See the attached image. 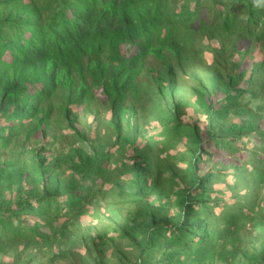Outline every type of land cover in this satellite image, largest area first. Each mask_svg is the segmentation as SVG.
I'll use <instances>...</instances> for the list:
<instances>
[{
	"label": "trees",
	"instance_id": "obj_1",
	"mask_svg": "<svg viewBox=\"0 0 264 264\" xmlns=\"http://www.w3.org/2000/svg\"><path fill=\"white\" fill-rule=\"evenodd\" d=\"M4 150L0 258L63 239L48 264L72 242L93 264H215L264 204V0H0Z\"/></svg>",
	"mask_w": 264,
	"mask_h": 264
},
{
	"label": "rangeland",
	"instance_id": "obj_2",
	"mask_svg": "<svg viewBox=\"0 0 264 264\" xmlns=\"http://www.w3.org/2000/svg\"><path fill=\"white\" fill-rule=\"evenodd\" d=\"M198 38H196L197 40ZM205 44L208 43V39L205 38H200L197 40V44L195 45H200V44ZM210 53H205V57H209ZM169 58H171V56H169ZM252 61H256V59H252L247 57L245 60V64L247 65V67L249 68V66L251 65ZM151 66L153 67V71H158L161 66H163V62L157 61L154 58H149L148 61ZM180 75V74H179ZM182 77V76H181ZM146 79L148 80L147 82H150L151 84L155 82V76L154 73L150 74V73H146ZM153 86V84H152ZM156 95L154 92L151 93V91H149L143 98V100L139 103V108L142 110V117L140 118L141 122L143 119V115L147 114L148 111V107H149V100L155 99ZM53 101L55 104L60 103L61 98L59 95H56L53 97ZM57 116L56 112H53L52 114V123L54 124L55 127H63V122L61 123V125L57 122V120H54V117ZM153 122H155V120H150L147 122H142V125L145 129L147 127H149L151 124H153ZM202 123V121H201ZM68 139V138H67ZM62 141V140H60ZM64 143V142H62ZM184 141L181 139L177 146H175L172 150L171 153L173 155H179L180 153L183 152L184 149H182L181 151H176V148L179 147V145H183ZM32 145V141H25L24 142V148H29ZM158 146V145H157ZM154 153L159 152L158 148L155 147L153 150ZM24 155L22 158V162L24 164H28V158L31 156V153L27 151H24ZM160 154L161 153L160 151ZM12 154L10 153V151H2L0 152V157L2 159H5L7 157H11ZM176 163L178 165H180V163L178 161H176ZM176 163L174 162V164L176 165ZM120 175V174H118ZM113 193V192H111ZM108 197V200L110 199H116L117 201H120L122 196L120 194H111ZM258 198L259 200L262 201V199H264V185L259 189L258 192ZM117 208V207H116ZM123 212V210H120V207L118 208V210L115 211V213L111 214L110 217L112 218V215L115 217V220H117L118 223H124L126 219L125 216L122 217L121 213ZM107 224L108 223H112L110 220L106 219ZM116 235V234H115ZM66 236V235H65ZM229 238V237H228ZM225 238V239H228ZM71 239V238H70ZM63 239H60L57 243H54L52 247L50 248H38L35 246H31L29 247L26 251L21 252L20 254H16L13 251L15 250H10L7 254V256L0 258V264H2L3 262H12L13 260H15V256H17V263L16 264H48V260L50 259V255L53 253V251H55L57 249V245H59L61 243ZM113 241H115V243H113V246L118 244L119 249H121L122 253H124L125 255H127L128 257H131L134 252L133 250L130 248V245L127 243V241L122 238L119 239V236L117 235L116 237L113 236ZM264 242V204L263 206L261 205V212L257 213L255 215V217L253 219L250 220V222L246 225V227H244L242 230H240L238 233H236L234 235V241H232V245L231 243H226L225 244V249H218V252L221 253V255L215 254L214 255V262L215 264H243V263H247V260H243L242 258H246L244 255L249 253L250 251H254L256 253L257 250L260 249L259 244H261V242ZM112 242V241H111ZM86 247L90 248L91 244L87 243L85 245ZM85 246L84 245H78L75 246V244L72 242L71 246L68 244L67 246V250L66 253L62 256V258L58 259H54L53 262L51 264H93V261L91 260V255H89L87 252H85ZM226 249H232L233 253L228 252V255L226 256L224 253V250ZM93 251V249H92ZM93 253H95V251H93ZM107 257L108 259L113 260V262L119 264V262H123L124 258H118L114 253H111V250H108L107 252ZM223 255L225 257H223ZM34 256L33 260L30 259V257ZM94 256V255H93ZM119 256V255H118ZM31 261V262H30Z\"/></svg>",
	"mask_w": 264,
	"mask_h": 264
},
{
	"label": "clouds",
	"instance_id": "obj_3",
	"mask_svg": "<svg viewBox=\"0 0 264 264\" xmlns=\"http://www.w3.org/2000/svg\"><path fill=\"white\" fill-rule=\"evenodd\" d=\"M205 53H208V52H205ZM206 58H207V57H206ZM187 80H188V79H187ZM188 82H190V81H188ZM55 96H56V95H55ZM53 97H54V96H53ZM53 102H54V101H53ZM82 112H83V111H81L80 114H82ZM64 127H65V125H64ZM262 186H263V185H262ZM262 186H261V187H262Z\"/></svg>",
	"mask_w": 264,
	"mask_h": 264
}]
</instances>
